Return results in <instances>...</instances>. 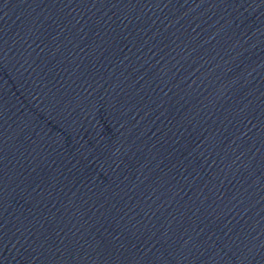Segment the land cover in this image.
<instances>
[{
	"label": "water",
	"instance_id": "95a60500",
	"mask_svg": "<svg viewBox=\"0 0 264 264\" xmlns=\"http://www.w3.org/2000/svg\"><path fill=\"white\" fill-rule=\"evenodd\" d=\"M0 264H264V0H0Z\"/></svg>",
	"mask_w": 264,
	"mask_h": 264
}]
</instances>
